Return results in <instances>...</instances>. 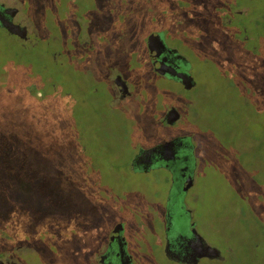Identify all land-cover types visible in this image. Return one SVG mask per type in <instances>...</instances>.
I'll list each match as a JSON object with an SVG mask.
<instances>
[{
    "label": "rangeland",
    "instance_id": "obj_1",
    "mask_svg": "<svg viewBox=\"0 0 264 264\" xmlns=\"http://www.w3.org/2000/svg\"><path fill=\"white\" fill-rule=\"evenodd\" d=\"M30 3L48 30L38 47L24 52L0 37V219L8 223L0 235L44 238L27 264H96V239L122 222L134 264H169L155 240L169 175L133 162L138 149L182 136L194 159L183 200L197 233L225 258L200 264H264V36L243 48L239 21L224 24L249 4L240 22L249 37L255 21L263 31L264 0ZM153 33L185 59L192 89L154 71ZM55 51L68 57L54 64ZM111 67L137 89L132 105L112 102ZM168 106L179 119L164 124Z\"/></svg>",
    "mask_w": 264,
    "mask_h": 264
},
{
    "label": "flooded vegetation",
    "instance_id": "obj_2",
    "mask_svg": "<svg viewBox=\"0 0 264 264\" xmlns=\"http://www.w3.org/2000/svg\"><path fill=\"white\" fill-rule=\"evenodd\" d=\"M26 0H0V37H6L14 40L20 47L21 51H33L38 45L35 44L38 37L45 36L47 32L45 26L38 25V10L32 9L35 6L25 4ZM236 1V0H234ZM235 5V2H233ZM244 8V9H243ZM248 9L244 6H238L233 10L230 19L225 18L224 24H235L241 28L244 36H242L241 47L252 40H259L263 32L257 28V22H253L255 35L249 37L248 31L240 21H248ZM240 31V30H239ZM240 31V32H241ZM241 32V33H242ZM240 33V34H241ZM162 35V33L160 32ZM59 36L57 40L59 41ZM240 38V39H241ZM52 39L51 41H53ZM165 49L160 53H156L154 57H149L151 66L155 71L156 64L158 71H155L161 77H168L176 80L181 87L187 91L195 85L191 74L186 70L185 59L179 56L175 48L166 45L162 40ZM147 47V46H146ZM80 48L86 52L90 48L87 42H81ZM148 54L149 50L147 48ZM60 56L68 57L63 51H55L50 54V61L54 64L59 62ZM83 60L84 55H79ZM0 58V63H1ZM81 60L79 59V63ZM86 63V64H85ZM83 68H89L88 64H92L88 59L85 60ZM1 65V64H0ZM110 73V83L107 86L114 105L121 108L130 106L134 97L138 98L139 94L134 85H129L124 81L117 69L111 67L108 69ZM185 74L187 78H191L190 82H184L180 77L171 73ZM0 73L2 71L0 70ZM185 77V78H186ZM117 79H119L117 81ZM257 95V93H256ZM260 95V94H258ZM51 99V98H49ZM111 101V100H110ZM50 109V108H49ZM174 115L176 120L179 119L178 112L173 107H166L161 118V122L167 124L172 122L171 116ZM61 119V117H60ZM186 137H173L166 141H161L152 146L140 148L135 156L133 166L136 171L147 173L149 170L160 169L169 175V195L166 198L165 207H163V218L161 222V234L155 238L161 242V255L169 264H200L201 261H217L223 262L225 258L219 252L214 255V248L208 245L203 238L197 233L193 222L192 210L185 204L183 195L193 186V148L187 145ZM168 143V144H164ZM173 193V194H172ZM97 214V212H95ZM74 226H76L74 224ZM83 229L86 226L78 227ZM21 231V230H20ZM22 232V231H21ZM25 233V232H22ZM96 239L95 250L89 256V261L96 264H134L135 258L129 253L128 241L124 234V226L122 222H116L103 236ZM18 235L2 236L0 235V264H27V257L39 253V247L36 245H24L17 242ZM42 242H40L41 245ZM216 249V248H214ZM217 250V249H216ZM218 251V250H217ZM145 254L141 255V259L150 261ZM139 260V258H138ZM142 260V261H143Z\"/></svg>",
    "mask_w": 264,
    "mask_h": 264
},
{
    "label": "water",
    "instance_id": "obj_3",
    "mask_svg": "<svg viewBox=\"0 0 264 264\" xmlns=\"http://www.w3.org/2000/svg\"><path fill=\"white\" fill-rule=\"evenodd\" d=\"M146 45H147V48L149 50V55L151 58L154 57V55L156 53H160L163 49H165V45L162 41V38L160 37V35L158 33H153V34L149 35L147 40H146ZM154 66H155V71H158L159 69L157 68L156 64H154ZM171 74L180 77L182 80H184V82H190V80H191V78L190 79L187 78L185 76V74H176L174 72ZM118 80L119 79H117V81ZM171 118H172V122H169V123H173L174 121H176V119L178 117L175 118L174 115H172ZM164 144L166 145L168 143H164ZM211 250L214 251V255H217L219 253V251H217L214 248H212Z\"/></svg>",
    "mask_w": 264,
    "mask_h": 264
},
{
    "label": "trees",
    "instance_id": "obj_4",
    "mask_svg": "<svg viewBox=\"0 0 264 264\" xmlns=\"http://www.w3.org/2000/svg\"><path fill=\"white\" fill-rule=\"evenodd\" d=\"M256 0H246V2L247 3H250V2H252V6H253V4H254V2H255ZM247 7L248 6H250L249 4H245ZM246 6H244V7H246ZM246 7V8H247ZM248 9V8H247ZM249 11V10H248ZM263 28V31L262 30H260L261 31V33L263 32V35H264V26L262 27ZM2 219H0V229H1V231L2 232H5V230L4 229H6V227H8V223H5V224H7V225H5L2 221H1ZM6 233V232H5ZM14 235H18V238H17V242L19 241L20 243H22V244H24V245H36V246H41L40 245V242H43V239L44 238H41V237H38V238H33V237H31L29 234H27V233H22L21 231H18V232H16Z\"/></svg>",
    "mask_w": 264,
    "mask_h": 264
}]
</instances>
